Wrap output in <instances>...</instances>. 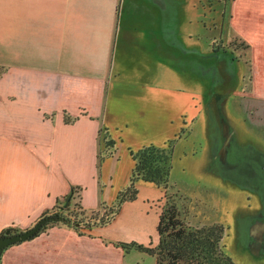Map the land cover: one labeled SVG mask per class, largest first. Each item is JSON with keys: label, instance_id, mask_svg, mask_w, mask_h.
Wrapping results in <instances>:
<instances>
[{"label": "crops", "instance_id": "0c3cea01", "mask_svg": "<svg viewBox=\"0 0 264 264\" xmlns=\"http://www.w3.org/2000/svg\"><path fill=\"white\" fill-rule=\"evenodd\" d=\"M184 2L0 0V233L31 228L76 186L88 211L113 203L129 183L134 165L129 149L177 139L176 151L188 129L193 137L201 132L206 137L217 109L204 95L201 45L196 35H181ZM190 7L201 17L198 5ZM229 30L250 44L254 93L264 100V0L231 2ZM182 47L193 59L188 61ZM179 65L189 67L191 79ZM103 126L118 150L100 179ZM208 146L193 151L196 163L205 159ZM162 196L161 189L140 182L133 203L142 202L147 210ZM105 229L80 236L56 226L4 254L44 247L52 238L51 262L87 264L91 241L108 247L101 235ZM157 237L140 227L129 239L147 245Z\"/></svg>", "mask_w": 264, "mask_h": 264}, {"label": "rangeland", "instance_id": "374dc122", "mask_svg": "<svg viewBox=\"0 0 264 264\" xmlns=\"http://www.w3.org/2000/svg\"><path fill=\"white\" fill-rule=\"evenodd\" d=\"M203 1L205 6L204 17L195 18L197 16L194 17V13L190 7L192 5L197 6L198 0H187L186 3L184 2V6L182 5V7L179 8L180 14L182 15V25L184 20H187L180 30L182 36L196 35L194 41H199L201 45V47L198 48V61L200 60V54L203 53L202 63L204 64V67H212L217 64V60L213 59V55H210V42L214 39H220V32L218 31L229 26L231 3L230 5L227 4L224 7L222 6L223 18L222 16L220 17L217 15V20H213V18L216 17L218 10H220L221 5H219L218 2L216 3V0ZM231 2L233 3L234 0H231ZM210 4L214 5L211 9L209 8ZM197 9V15L200 13L202 16L200 7ZM214 28H217L218 31H215ZM210 34L213 35V37L209 36ZM191 43V40L188 38L186 44L192 45ZM222 46H224V48L227 47L232 53L228 52L226 53V57L224 56L220 58L219 67L220 70L225 71L230 68L229 75L234 78L232 80H235V86L234 89L230 91L231 93L227 91L226 93H222V87H215L216 92L213 91L214 93L227 96L225 108L226 106L232 107L233 105L234 108H231V112L234 117L229 116L228 109L226 112L229 119H231L232 124H235L233 125L235 132L237 133L238 130L240 136L244 140L252 139L254 143H259V146H261V144L264 145V100L259 99L258 96L256 97L254 93L255 91L252 83L254 80V72L253 62L250 58V44L241 35L230 32L229 30L226 33ZM181 50L184 56H188V61H190L191 58L193 59V53H190L191 50L186 52L183 47ZM230 55L234 61V66L231 65L232 67L230 66L228 68ZM230 62L232 61L230 60ZM178 67L181 68V73L185 74L187 79H191L189 67L185 68L181 65ZM225 71H220V76L221 80L225 79L227 81L230 77ZM214 75L216 78L219 77L215 72ZM203 76L204 75H202V78ZM205 78H207V76ZM204 82L208 85L209 83L210 85L212 83L209 78L203 80V83ZM204 95L207 97V100L209 96H212V89L209 90V93L204 89ZM235 95L238 96V99ZM210 120L211 122H209L208 125H213L215 122L214 118H210ZM190 131L191 130L189 129L187 130V133L183 136L185 141L181 143L178 146V149L174 152L171 174V184L181 195H185L188 200H191L189 213L187 214V223L195 227H201L213 223L223 224L226 228L223 244L226 246L228 252L230 250L232 257L237 264L263 263L258 261V259L255 260L248 256L242 248L238 249L235 242L236 240L244 239L243 234L238 235L239 232L242 231L239 227V223L241 220L240 217H243V214L240 217H237L235 212H239V210H246L247 212L248 210H259L261 207V201L254 198L253 194H251L253 192L250 191L252 190L251 188L241 185L243 188H240L239 191L238 188L228 184L226 181L228 179H225L226 182L223 181L221 174L217 170L213 172V175L219 177V181L211 175L205 174L204 166L206 165V161L204 163L203 161L201 163H196L200 161L193 158V156H195L193 155V151L195 154L199 153L202 147L203 150L206 148V137L203 132L193 137ZM212 132L215 133V131ZM217 142L218 141H216V144L214 143V148L218 143H223V141ZM202 164L204 169L201 168ZM218 167H220V165ZM224 170L225 169L223 168V171ZM225 171L227 172V170ZM125 204H127L125 212H123L111 225L106 226V229L101 233L103 243L108 247H101L100 243L91 241V246L86 249L88 252H91L90 262H86L87 264L156 263L155 257L135 250L131 251L129 254L124 253L123 258L118 254L120 251L118 250L119 248L111 244L116 242L134 241V239H129V237H134L138 233L140 227H146L148 230L152 231V233L156 234L158 222L157 212L159 211L156 210L157 208H147L148 212H145L143 210H146V206L142 202H127ZM159 205L160 204H157V206ZM51 239H48L49 241L44 243V247L41 245L24 250L18 249L10 251L9 253L4 254L1 264H58L51 262L54 254V252H50L52 249H49L51 248ZM155 244L156 243H154V246ZM230 245L234 246V248H231ZM88 246L89 245L87 244V247ZM43 249L44 251L46 250L45 253H42ZM261 252L264 254V251H259L255 254H260ZM60 263L67 264L66 262ZM71 264L77 263L72 262Z\"/></svg>", "mask_w": 264, "mask_h": 264}, {"label": "trees", "instance_id": "16d2710c", "mask_svg": "<svg viewBox=\"0 0 264 264\" xmlns=\"http://www.w3.org/2000/svg\"><path fill=\"white\" fill-rule=\"evenodd\" d=\"M2 72L0 70V75ZM105 129L101 128L99 132L98 169L100 179L103 164L109 157V154L102 150V144L107 138ZM174 142V140L169 142L166 147L149 145L131 152L135 166L130 186L118 196L117 201L111 207L101 202L98 209L86 210L82 205V189L76 186L69 194L59 198L54 208L45 212L43 217L48 214L60 215L67 220V223L62 222L61 225L74 229L80 236H87L94 228L110 225L120 214L121 207L125 202L136 200L138 196L136 184L143 180L153 183L165 191L166 205L161 211L157 226L159 242L156 246L151 243L144 245L135 241L111 244L121 248L125 254L135 250L153 256L156 260L155 264H236L223 244L226 231L223 224L213 223L195 227L187 223L191 200H188L185 195H181L171 184ZM111 144V141L107 142V147H110ZM65 211H68L74 220L63 215ZM59 225L60 223L57 222L51 223L43 227L41 233ZM6 232H17V230L8 228L0 233V238L5 236Z\"/></svg>", "mask_w": 264, "mask_h": 264}, {"label": "water", "instance_id": "95a60500", "mask_svg": "<svg viewBox=\"0 0 264 264\" xmlns=\"http://www.w3.org/2000/svg\"><path fill=\"white\" fill-rule=\"evenodd\" d=\"M209 97L208 103L209 105L214 104L217 109L218 120L216 119L217 123L215 121L213 125H207L205 129L209 152L207 151V155L203 160V163L206 161L205 169L203 164L201 168L204 169L205 174L211 175L219 181V177L213 175V172L217 170L221 174L223 181L228 179L226 180L228 184L238 188L239 191L240 188H243L241 185L251 188L252 190L250 191L253 193H250L253 194L255 199L261 201L259 210H248V212L239 210V212H235L237 217L243 214L239 223L242 231L238 235H244V239H239L235 242L238 249L242 248L248 256L255 260L258 259V261L263 262L261 264H264V254L262 252L255 254L259 251H264V145L261 144L259 146L260 144L254 143L252 139L244 140L238 130L237 133L235 132L233 126L235 124H232L231 119L227 116V106L225 108L227 96L212 93V96ZM209 122L211 121L208 120V124ZM212 131H215L216 134ZM216 141H223V143L217 142L218 144L214 148ZM219 165L220 167H218ZM223 168L227 172L223 171ZM51 222L67 223V220L60 216H49L43 218L25 232L13 236H8L9 232H6L7 236L0 238V259L8 247L36 237L43 226ZM230 247L234 248L231 245ZM227 253L234 260L230 250Z\"/></svg>", "mask_w": 264, "mask_h": 264}, {"label": "flooded vegetation", "instance_id": "af4514ba", "mask_svg": "<svg viewBox=\"0 0 264 264\" xmlns=\"http://www.w3.org/2000/svg\"><path fill=\"white\" fill-rule=\"evenodd\" d=\"M204 1L203 0H198V6L200 7V9H201V12H202V16L201 17H204V9H205V6H204V3H203ZM214 2V1H213ZM219 3V5H221V8H220V10H218V12H217V14H216V17H214L213 18V20H217V15L218 16H222V11H223V9H222V6L224 7L225 5H227V4H229L230 5V3H231V0H216V3ZM215 3V2H214ZM202 7V8H201ZM211 7H214V5L213 4H210L209 5V8L211 9ZM205 16H206V14H205ZM231 17V16H230ZM222 18H223V16H222ZM220 28V27H219ZM230 29V24H229V26H227L225 29H221L220 31H218V29L217 28H214V30L215 31H218V32H220V35H219V38L220 39H214V40H211V42H210V46H211V53H210V55H213L214 57V59H217V64H215L214 66H212V67H206L205 66V69H204V77H206L207 76V78H205L204 80H207L208 78L211 80V85H210V83H209V85L206 83V82H204L203 83V87H204V89L205 90H207L208 91V93H209V90L210 89H212V93H214V91L216 92V89H215V87L216 88H219V87H222V93H226V91L227 92H229V93H231L230 91H232L233 89H234V83H235V80H232V79H234V78H232L230 75H229V67L231 66V65H233L234 66V61L232 60V57H231V55H230V59L228 60V70H220V67H219V61H220V58L221 57H226V53H232V52H230L229 50H228V48L226 47V48H224V46H222L223 45V43H224V39H225V36H226V33H227V31ZM211 33V32H210ZM225 34V35H224ZM209 36H212L213 37V35H209ZM220 46H222V47H220ZM214 47V48H213ZM230 60L232 61V62H230ZM232 67V66H231ZM220 71H225V72H227L228 73V75H229V80H221V76H220ZM214 72L217 74V75H219V77L218 78H216L215 77V75H214ZM209 76V77H208ZM203 89V90H204ZM214 90V91H213ZM220 90V89H219ZM101 128H105L104 126L103 127H101ZM101 130V129H100ZM106 131H105V136L107 137L106 139H105V142L102 144V147H103V149L102 150H104V151H106L107 152V154H109V157L107 158V159H109V158H111V157H114L115 155H116V153H117V150H118V147H117V141L112 137V135H111V133H110V131H109V129L108 128H106L105 129ZM184 133V132H183ZM182 133V134H183ZM182 134H181V136H182ZM175 141L174 142V152H175V145H176V142H177V139H172V140H170L169 142H171V141ZM109 141H111L112 142V144H111V146L110 147H107V142H109ZM169 142H167V143H165L163 146H159V147H166L168 144H169ZM151 145H153V144H151ZM146 146H149V145H146ZM154 146H156V145H154ZM143 147H145V146H143ZM142 147V148H143ZM99 149H100V147H99ZM141 149V148H140ZM140 149H137V150H134V149H129V152H130V156H131V158H132V155H131V152L132 151H138V150H140ZM107 159L105 160V162L107 161ZM173 159H174V153H173ZM132 160H133V158H132ZM105 162H104V164H105ZM133 162H134V165H133V168H132V172H131V176H130V179H129V183H128V185L126 186V187H124L120 192H119V194H118V196L121 194V193H124L127 189H128V187L130 186V183H131V177H132V173H133V170H134V166H135V161L133 160ZM103 164V165H104ZM171 174H172V171H171ZM140 182H143V183H149V182H145V181H143V180H140L137 184H136V187H137V189H138V196H137V199H138V197H139V183ZM149 184H153V183H149ZM154 186H156L155 184H153ZM157 188H159L158 186H156ZM159 189H161V188H159ZM102 190H103V186H102ZM162 190V192H163V196L159 199V200H157V201H155V202H153V204H151V206H150V208L149 209H154V208H157L156 210H159L158 212H157V216H158V222H157V226H158V223H159V216H160V214H161V211L163 210V208L165 207V205H166V199H165V191L163 190V189H161ZM118 196H117V198H116V200L113 202V203H111V204H107V203H105L107 206H109V207H111L116 201H117V199H118ZM136 199V200H137ZM136 200H134V201H129V202H135ZM125 203H127V202H125ZM124 203V204H125ZM124 204L122 205V207H121V210H122V208H123V206H124ZM157 204H160L159 206H157ZM56 205V204H55ZM54 208V207H53ZM52 208V209H53ZM51 209V210H52ZM65 210H67V209H65ZM96 210V209H95ZM49 211V210H48ZM47 212V211H46ZM70 213L68 212V211H65V212H63V215H65V216H69V218H71L72 220H74V218H73V216L72 215H69ZM44 215V214H43ZM43 215L39 218V220L37 221V222H39L40 220H42L43 218H45V217H49V216H60V215H54V214H48L47 216H45V217H43ZM119 216V215H118ZM117 216V217H118ZM61 217V216H60ZM117 219V218H116ZM115 219V220H116ZM114 220V221H115ZM113 221V222H114ZM36 222V223H37ZM112 222V223H113ZM35 223V224H36ZM51 223H56V222H51ZM51 223H49V224H51ZM57 223H60V225L59 226H66V225H61L62 224V222H57ZM111 223V224H112ZM34 224V225H35ZM49 224H46L45 226H47V225H49ZM110 224V225H111ZM33 225V226H34ZM32 226V227H33ZM45 226H43V227H45ZM31 227V228H32ZM68 227V226H67ZM70 228V227H69ZM14 229V228H13ZM30 229V228H29ZM29 229H27V230H29ZM43 229V228H42ZM42 229H41V231H42ZM50 229V228H49ZM16 230V229H15ZM27 230H24V231H18L17 230V232H9V235L8 236H13V235H15V234H19V233H22V232H25V231H27ZM48 230V229H47ZM46 230V231H47ZM41 231L39 232V234L36 236V237H34V238H32V239H30V240H28V241H32V240H34L35 238H37V237H39L42 233H41ZM45 231V232H46ZM91 232V231H90ZM156 232H157V228H156ZM44 233V232H43ZM5 236H7L6 234H5ZM157 236H158V233H157ZM158 239L156 240V241H153V240H151L150 242H149V244L151 243L153 246H154V243H156L155 244V246L158 244V242H159V237H157ZM25 242H27V241H25ZM132 242V241H131ZM135 242H137V241H135ZM22 243H24V242H22ZM19 244H21V243H19ZM19 244H15V245H19ZM142 244V243H141ZM149 244H147V245H149ZM15 245H13V246H15ZM145 245V244H144ZM10 247H12V246H10ZM10 247H8L6 250H8ZM119 249H121V248H119ZM5 250V251H6ZM122 250V249H121ZM5 251L3 252V254L5 253ZM3 254H2V256H1V259H2V257H3ZM1 259H0V264H1Z\"/></svg>", "mask_w": 264, "mask_h": 264}]
</instances>
